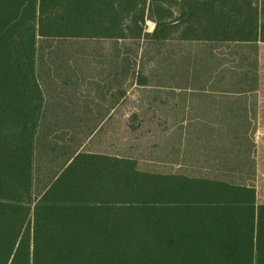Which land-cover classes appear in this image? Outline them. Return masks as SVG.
<instances>
[{"label": "trees", "instance_id": "1", "mask_svg": "<svg viewBox=\"0 0 264 264\" xmlns=\"http://www.w3.org/2000/svg\"><path fill=\"white\" fill-rule=\"evenodd\" d=\"M38 38L263 47L264 0H0V264H264L253 186L79 151L33 198Z\"/></svg>", "mask_w": 264, "mask_h": 264}, {"label": "rangeland", "instance_id": "2", "mask_svg": "<svg viewBox=\"0 0 264 264\" xmlns=\"http://www.w3.org/2000/svg\"><path fill=\"white\" fill-rule=\"evenodd\" d=\"M153 27L147 21L146 31ZM261 47L259 43L38 38L39 71L70 75L67 81L73 87L85 85L93 74L95 101L117 106L102 125L96 123L107 111H96L94 121L85 126L68 127V132L58 129L51 144L47 145L46 135L38 137L33 198L76 151H84L133 159L141 171L253 186L257 202H264V125L250 124L254 109L255 120L264 121V114L259 115L264 97L259 89H264ZM207 86L256 88V93L240 95L237 103L238 121L247 124L199 125V104L194 100L204 96L199 92ZM189 97L194 99L190 103Z\"/></svg>", "mask_w": 264, "mask_h": 264}, {"label": "crops", "instance_id": "3", "mask_svg": "<svg viewBox=\"0 0 264 264\" xmlns=\"http://www.w3.org/2000/svg\"><path fill=\"white\" fill-rule=\"evenodd\" d=\"M36 77L41 87L43 102L35 132L34 149L38 147V137L46 135L47 145L51 144L55 141V135L59 130L64 129L68 132V127L85 126L88 124V120L94 121L96 111H107V113H101L102 121L96 123L102 125L110 117L111 110L117 106L110 102L95 101L96 89L93 74L87 76L85 85L73 87L68 85L67 80L71 78L70 75L62 77L60 73L56 74L49 69L39 71L36 57ZM256 90V88L241 86H207L203 92H199L204 96L197 100L189 97L188 100L189 103L194 100L199 104V125H243L247 123L238 121L240 115L237 103L242 99L239 96L256 93ZM209 101L213 104H208ZM254 113L255 122L252 121L250 124L256 125L259 122L255 120L257 115L255 109ZM77 152L64 163L63 168Z\"/></svg>", "mask_w": 264, "mask_h": 264}]
</instances>
